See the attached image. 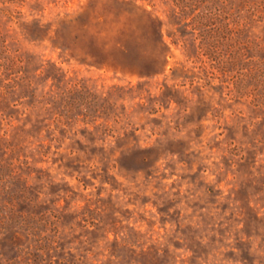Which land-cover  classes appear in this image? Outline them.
<instances>
[{"label": "rangeland", "instance_id": "obj_1", "mask_svg": "<svg viewBox=\"0 0 264 264\" xmlns=\"http://www.w3.org/2000/svg\"><path fill=\"white\" fill-rule=\"evenodd\" d=\"M4 55L0 264H264V0H0Z\"/></svg>", "mask_w": 264, "mask_h": 264}, {"label": "trees", "instance_id": "obj_2", "mask_svg": "<svg viewBox=\"0 0 264 264\" xmlns=\"http://www.w3.org/2000/svg\"><path fill=\"white\" fill-rule=\"evenodd\" d=\"M3 58L5 62H0V65L5 67L6 76L12 79V82L7 84V87H16L18 84V80L22 79L23 76L16 78L13 76L14 73H19L21 71V65L18 63L20 58L17 56H7L4 55ZM0 61L1 57H0ZM11 94H14L12 92ZM71 91L67 92L65 95L60 96L59 98H53L52 100H47L46 103H53V106L56 107L55 113H57L58 122H62L64 124L70 123L71 119H75L76 121L82 116V120L86 123L94 122L97 120L96 114L94 112L100 111L106 116L109 115L108 108L109 102L107 99L99 101L96 99L95 95L92 98H87L89 96V90L84 92H78L77 95H74ZM85 94V95H84ZM101 127H98L99 130ZM111 135V132L108 131L107 127H102V131L100 132V138L105 142L107 136ZM150 155L143 154L135 155V160L138 158L146 161L149 159Z\"/></svg>", "mask_w": 264, "mask_h": 264}]
</instances>
